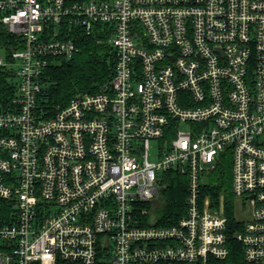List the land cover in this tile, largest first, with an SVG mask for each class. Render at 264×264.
Returning <instances> with one entry per match:
<instances>
[{
  "label": "built area",
  "instance_id": "built-area-1",
  "mask_svg": "<svg viewBox=\"0 0 264 264\" xmlns=\"http://www.w3.org/2000/svg\"><path fill=\"white\" fill-rule=\"evenodd\" d=\"M0 23L22 45L0 48V264H264V0H0ZM97 32L112 77L45 109L48 65ZM225 156L238 261L206 192ZM168 170L186 212L144 224Z\"/></svg>",
  "mask_w": 264,
  "mask_h": 264
},
{
  "label": "trees",
  "instance_id": "trees-1",
  "mask_svg": "<svg viewBox=\"0 0 264 264\" xmlns=\"http://www.w3.org/2000/svg\"><path fill=\"white\" fill-rule=\"evenodd\" d=\"M85 1V0H71ZM80 50L70 58L57 57L52 61L45 75V85L40 96V102L47 110L57 105L65 106L77 92H94L99 86L109 80L114 72V55L106 37L97 32L77 38ZM19 44V45H18ZM21 43L15 35L10 33L0 23V48L6 52L19 48ZM15 79L13 73L6 67L0 66V103H6L15 94ZM165 187L159 201L156 203H141L139 212L142 213L143 223L148 224L155 220L157 225L168 226L186 212L187 177L176 171L168 170L165 173ZM206 192L211 196L214 204L220 205L224 198L225 214L228 217V233L233 261L240 257L241 244L234 237V231L241 224L236 218L233 191L232 166L226 156L208 174Z\"/></svg>",
  "mask_w": 264,
  "mask_h": 264
},
{
  "label": "rangeland",
  "instance_id": "rangeland-1",
  "mask_svg": "<svg viewBox=\"0 0 264 264\" xmlns=\"http://www.w3.org/2000/svg\"><path fill=\"white\" fill-rule=\"evenodd\" d=\"M184 126V125H183ZM157 145H158V142L156 140H152V157L151 158H154V153H155V149L157 148ZM233 198V203H234V210H235V214H236V218L237 219H242L244 217L245 214H242V212L240 211L241 209L243 210V201L237 197H234V195L232 196ZM159 201V198H156L153 200L152 203H156Z\"/></svg>",
  "mask_w": 264,
  "mask_h": 264
}]
</instances>
